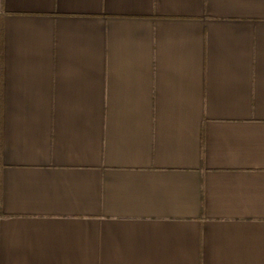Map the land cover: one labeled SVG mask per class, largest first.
Segmentation results:
<instances>
[{
    "label": "crops",
    "instance_id": "1",
    "mask_svg": "<svg viewBox=\"0 0 264 264\" xmlns=\"http://www.w3.org/2000/svg\"><path fill=\"white\" fill-rule=\"evenodd\" d=\"M0 264H264V0H0Z\"/></svg>",
    "mask_w": 264,
    "mask_h": 264
}]
</instances>
